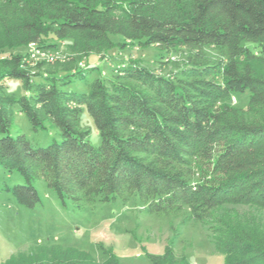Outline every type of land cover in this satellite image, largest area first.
Returning a JSON list of instances; mask_svg holds the SVG:
<instances>
[{"label": "trees", "instance_id": "obj_1", "mask_svg": "<svg viewBox=\"0 0 264 264\" xmlns=\"http://www.w3.org/2000/svg\"><path fill=\"white\" fill-rule=\"evenodd\" d=\"M111 36L156 46L159 64L184 48L186 67L161 77L121 62L105 76L95 65L28 67L14 55L0 69V166L24 183L6 190L25 209L40 203V179L74 210L120 200L150 215L187 211L188 221L209 224L223 264H264V79L242 63L264 58V0H0V47L45 38L100 55L113 47ZM5 79L24 94L8 95ZM243 93L246 111L221 103ZM14 106L34 132L49 121L59 140L32 146L12 136ZM83 108L97 146L80 127ZM202 164L211 182L195 179ZM105 253L98 262L84 250L42 244L6 264H121L111 248ZM150 261L188 264L169 247Z\"/></svg>", "mask_w": 264, "mask_h": 264}, {"label": "rangeland", "instance_id": "obj_2", "mask_svg": "<svg viewBox=\"0 0 264 264\" xmlns=\"http://www.w3.org/2000/svg\"><path fill=\"white\" fill-rule=\"evenodd\" d=\"M110 40L113 47L100 55L86 52L81 44L76 47L71 46L68 40L57 42L45 38L37 44L0 47V69L6 67L14 55L23 57L28 67L42 61H47L52 68L69 64L76 67L95 65L105 76L115 73L114 67L121 62L141 65L161 77L180 73L186 67L188 53L184 48L164 53L163 62L159 64V49L156 46L141 48L119 36H111ZM47 41L57 46L43 49ZM213 56L209 63L214 61ZM242 63L264 79V58L242 60ZM1 84L10 96L24 94L18 81L5 79ZM221 103L246 111L247 93ZM12 111V136L24 135L32 146H46L53 139L59 140L58 132L50 127L49 121L45 123V130L34 132L17 106ZM80 127L89 132L88 140L97 146L99 138L84 108ZM195 172V179L201 183L213 180L207 164H202L201 169ZM23 183L16 172H8L0 166V264L28 254L31 247L42 244L84 250L98 262L107 258L105 250L111 248L121 264H152L150 259L162 256L165 247H169L175 257H184L188 264H223L222 256L215 252L211 243L209 224L188 221L187 211L178 216L150 215L136 208L132 201L123 204L120 200L105 204L96 200L81 210H74L68 203L63 206L40 179L34 183L40 203L33 209H25L6 190Z\"/></svg>", "mask_w": 264, "mask_h": 264}, {"label": "built area", "instance_id": "obj_3", "mask_svg": "<svg viewBox=\"0 0 264 264\" xmlns=\"http://www.w3.org/2000/svg\"><path fill=\"white\" fill-rule=\"evenodd\" d=\"M48 59L50 60L51 58H47V60H48Z\"/></svg>", "mask_w": 264, "mask_h": 264}]
</instances>
